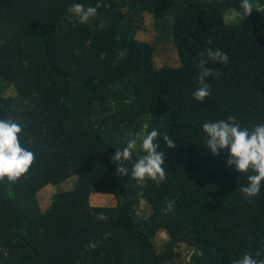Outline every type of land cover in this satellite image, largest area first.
I'll list each match as a JSON object with an SVG mask.
<instances>
[{"label": "trees", "instance_id": "16d2710c", "mask_svg": "<svg viewBox=\"0 0 264 264\" xmlns=\"http://www.w3.org/2000/svg\"><path fill=\"white\" fill-rule=\"evenodd\" d=\"M252 2L259 7L237 22L227 15L241 0H0V119L24 125L22 147L34 153L28 173L0 181V264H232L264 249V181L246 198L240 187L254 173L229 167L227 150L213 155L202 127L233 115L242 127L264 123V0ZM74 3L101 7L82 24L68 12ZM147 12L171 25L180 66L157 67L155 45L137 38L135 18ZM209 48L229 61L208 60L218 75L206 77L212 95L199 102L197 64ZM153 129L167 179L139 183L131 162L118 175L115 149L139 135L135 161ZM74 176L43 210L38 193ZM108 194L119 203L91 204ZM141 200L149 215H139ZM181 244L195 250L186 262Z\"/></svg>", "mask_w": 264, "mask_h": 264}, {"label": "clouds", "instance_id": "9594fccd", "mask_svg": "<svg viewBox=\"0 0 264 264\" xmlns=\"http://www.w3.org/2000/svg\"><path fill=\"white\" fill-rule=\"evenodd\" d=\"M101 7L99 3L96 6H85L82 3L72 4L68 12L78 17L80 23H87L97 15V10ZM252 0H241L240 10L235 11L233 19L237 22L243 21L251 15L253 10L258 8ZM211 39L208 44H211ZM208 59H200L197 67L199 69L198 82L192 96L196 101L203 102L212 95L211 86L206 83V77L217 76L215 69L206 67L208 60L219 61L227 64L229 57L223 51L211 48L206 50ZM205 53H201L204 56ZM24 125L17 123L13 118L0 119V181L5 177L9 182H17L21 177L28 173L34 161V153L26 147H22ZM203 131L206 134V147L213 155H219L221 150H227V165L234 166L239 173L251 171L252 175L247 176V185L240 187V192L246 198H252L259 195L264 181V123L254 125L252 128L242 127L236 117L230 116L227 121L219 120L216 122H205ZM160 137L158 129H153L142 138L140 148L144 154L135 161L132 160L133 150L137 147L141 137L134 133H129L127 146L123 149H115V154L110 160L116 164V172L121 176H128L129 169L126 164L131 162V178L139 183L146 179L159 185L167 179L166 171V153L161 150L160 143L157 142ZM163 141L167 147L174 149L176 144L167 134L163 136ZM175 201L165 202V211L173 210ZM96 220L107 222L109 217L104 213H99ZM111 232H106L104 238H110ZM99 242H90L88 247L94 249ZM232 264H264V249L255 253H245L242 258L232 261Z\"/></svg>", "mask_w": 264, "mask_h": 264}, {"label": "rangeland", "instance_id": "374dc122", "mask_svg": "<svg viewBox=\"0 0 264 264\" xmlns=\"http://www.w3.org/2000/svg\"><path fill=\"white\" fill-rule=\"evenodd\" d=\"M234 13H229L227 15L228 20H233ZM136 22L140 29L137 32V38L141 41H147L155 45V64L157 67L163 66H180L181 58L178 49L171 38V25L168 21L163 24L159 23L153 14L147 12L144 13L142 17L137 16ZM15 89L10 88L6 96L15 94ZM77 176L72 177L68 181L59 184H50L44 187L39 193V203L43 210H45L52 202L53 195L59 191L71 189L75 186ZM119 203V200L111 194L108 195H93L91 197V204L94 206H115ZM152 209L147 201L141 200L138 204L139 215H149ZM169 235L167 232H159L155 241L159 248L161 249L166 241H168ZM176 251L180 254L177 261L186 262L190 259L191 255L194 253V248L187 246L186 244H181L176 247Z\"/></svg>", "mask_w": 264, "mask_h": 264}]
</instances>
